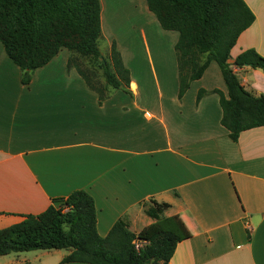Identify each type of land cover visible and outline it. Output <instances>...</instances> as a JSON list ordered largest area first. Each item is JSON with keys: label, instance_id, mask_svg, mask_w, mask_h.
Instances as JSON below:
<instances>
[{"label": "crops", "instance_id": "1", "mask_svg": "<svg viewBox=\"0 0 264 264\" xmlns=\"http://www.w3.org/2000/svg\"><path fill=\"white\" fill-rule=\"evenodd\" d=\"M108 1L100 0L102 37L129 71L128 92L107 89L100 101L68 67L66 49L24 85L0 43V229L83 190L101 237L118 220L137 234L154 223L152 203H166L163 217L180 237L169 264H264V126L231 141L212 92L227 94L217 64L179 99L178 34L161 29L145 0H125L137 24L120 27L128 9L108 23ZM243 1L254 22L230 64L248 49L264 57V0ZM233 69L245 90L264 95L262 71ZM68 253H12L0 264H82L62 263Z\"/></svg>", "mask_w": 264, "mask_h": 264}, {"label": "trees", "instance_id": "2", "mask_svg": "<svg viewBox=\"0 0 264 264\" xmlns=\"http://www.w3.org/2000/svg\"><path fill=\"white\" fill-rule=\"evenodd\" d=\"M161 29L178 34L174 52L178 67V98L198 80L211 62L220 70L227 94L219 98L220 124L236 142L240 133L264 126V95H254L240 84L233 68L264 73V57L253 49L229 63L238 37L254 22L243 0H145ZM100 0H0V43L8 59L22 72L28 85L31 73L50 62L61 49L99 62L104 84L93 73L68 61L87 88L104 99L107 89L128 92L129 71L115 43L101 56ZM206 91L197 94L199 101ZM166 203L153 202L147 215L154 223L137 234L118 220L105 237L96 229L93 198L83 190L54 200L44 212L28 215L15 225L0 229V256L36 250H66L62 263L169 264L179 235L163 217ZM140 243L141 246L137 247Z\"/></svg>", "mask_w": 264, "mask_h": 264}, {"label": "rangeland", "instance_id": "3", "mask_svg": "<svg viewBox=\"0 0 264 264\" xmlns=\"http://www.w3.org/2000/svg\"><path fill=\"white\" fill-rule=\"evenodd\" d=\"M126 9L129 10V11H126L128 16H129V19H127L126 21H125V18H123L124 20L119 19L120 24L122 25L120 27H122V28L132 27L134 25V22L137 24V21H139V18H138V16H134V15L132 18V16L129 15V13L132 12V10L129 8V6L126 7V1L125 0L108 1L106 6H105V15H106L105 20L108 21V23L111 22V19H112L111 15L113 16V13L115 14V12L116 13L119 12V14H121L122 12H120V11L121 10L125 11ZM111 23L109 25L112 26ZM116 24H117V20H116ZM108 34L109 33H107V36H108ZM98 45H99V50H100L101 56L103 58H106L107 54H108V51H107L108 45H107V42L104 40L103 37H101V39L99 40ZM69 61L70 62H77L83 70H85L89 73H93L95 75V78H93V79L96 80L101 86L104 84L102 72L98 67L99 66L98 64H99V62H101V60H94V59L89 58V57H82L78 54L72 53Z\"/></svg>", "mask_w": 264, "mask_h": 264}, {"label": "built area", "instance_id": "4", "mask_svg": "<svg viewBox=\"0 0 264 264\" xmlns=\"http://www.w3.org/2000/svg\"><path fill=\"white\" fill-rule=\"evenodd\" d=\"M139 246H141V244H140V243H138V244H137V247H139Z\"/></svg>", "mask_w": 264, "mask_h": 264}]
</instances>
